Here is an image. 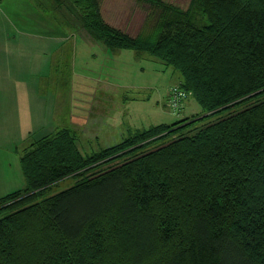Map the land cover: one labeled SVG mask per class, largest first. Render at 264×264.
<instances>
[{"label": "trees", "instance_id": "obj_1", "mask_svg": "<svg viewBox=\"0 0 264 264\" xmlns=\"http://www.w3.org/2000/svg\"><path fill=\"white\" fill-rule=\"evenodd\" d=\"M136 1L135 35L99 0L34 4L55 28L170 65L202 113L90 154L69 127L31 141L24 187L0 197V264H264V0Z\"/></svg>", "mask_w": 264, "mask_h": 264}, {"label": "rangeland", "instance_id": "obj_2", "mask_svg": "<svg viewBox=\"0 0 264 264\" xmlns=\"http://www.w3.org/2000/svg\"><path fill=\"white\" fill-rule=\"evenodd\" d=\"M99 1L101 14L107 23L131 35L137 33L147 9L145 5L136 0ZM166 1L185 8L189 0ZM15 2L10 1V7H17L18 3L16 10L22 14L30 10L26 1ZM31 3L37 8L34 0ZM11 8L6 7L8 11ZM49 31L67 34L71 28L57 26ZM75 34V47L72 46L75 40L71 39L66 50L56 51L48 78L40 82V92L46 97L49 93L56 98V127H69L83 154L100 151L154 125L171 124L183 117L202 113L192 95L184 98L178 111L168 107L169 88L181 80L179 72L170 65L149 54L139 55L131 49H105L103 44L85 42ZM82 81L87 84L86 88ZM23 147L20 144L17 152L0 147V197L25 185L19 162ZM72 183L73 178H65L48 194Z\"/></svg>", "mask_w": 264, "mask_h": 264}, {"label": "crops", "instance_id": "obj_3", "mask_svg": "<svg viewBox=\"0 0 264 264\" xmlns=\"http://www.w3.org/2000/svg\"><path fill=\"white\" fill-rule=\"evenodd\" d=\"M10 1L19 2L0 0V147L17 152L23 144L22 153L31 141L63 128L56 127V98L43 95L40 82L48 78L56 51L66 50L71 39L75 47L77 36L49 31L54 20L32 0H24L30 9L25 14L16 10L18 3L11 8Z\"/></svg>", "mask_w": 264, "mask_h": 264}, {"label": "built area", "instance_id": "obj_4", "mask_svg": "<svg viewBox=\"0 0 264 264\" xmlns=\"http://www.w3.org/2000/svg\"><path fill=\"white\" fill-rule=\"evenodd\" d=\"M188 95V92L180 88L177 85H173L169 88V95L167 98V105L172 111H178L182 107L184 98Z\"/></svg>", "mask_w": 264, "mask_h": 264}]
</instances>
